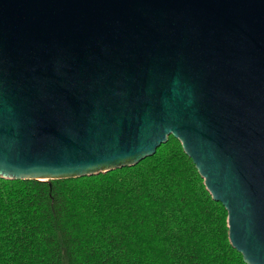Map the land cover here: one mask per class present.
<instances>
[{"label": "water", "instance_id": "water-1", "mask_svg": "<svg viewBox=\"0 0 264 264\" xmlns=\"http://www.w3.org/2000/svg\"><path fill=\"white\" fill-rule=\"evenodd\" d=\"M170 135L264 264V0H0V177L132 166Z\"/></svg>", "mask_w": 264, "mask_h": 264}, {"label": "trees", "instance_id": "trees-1", "mask_svg": "<svg viewBox=\"0 0 264 264\" xmlns=\"http://www.w3.org/2000/svg\"><path fill=\"white\" fill-rule=\"evenodd\" d=\"M0 264H246L180 141L132 166L0 177Z\"/></svg>", "mask_w": 264, "mask_h": 264}]
</instances>
